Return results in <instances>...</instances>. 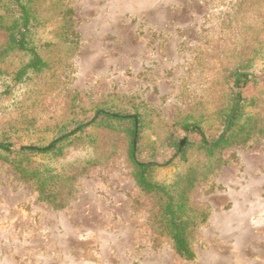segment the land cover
Here are the masks:
<instances>
[{
  "label": "rangeland",
  "instance_id": "obj_1",
  "mask_svg": "<svg viewBox=\"0 0 264 264\" xmlns=\"http://www.w3.org/2000/svg\"><path fill=\"white\" fill-rule=\"evenodd\" d=\"M58 3L72 9L78 47L65 50L55 23L37 29L52 64L10 84L8 94L0 89V141L43 145L77 117L75 105L91 110L135 97L152 114L140 159L156 145L163 164L174 152L164 137L177 120L202 113L211 122L229 103L230 73L243 65L262 85L246 110L264 122V0H37L39 9L49 7L48 19ZM7 39L0 29V47ZM18 65L16 56L1 63L9 72ZM128 147L124 132L90 121L61 153L39 158L34 165L57 170L90 159L61 208L0 159V264H264V138L225 148V163L191 190V204L207 214L194 231V259L157 233L154 203L135 183ZM194 150L155 176L198 167L207 157Z\"/></svg>",
  "mask_w": 264,
  "mask_h": 264
},
{
  "label": "trees",
  "instance_id": "obj_2",
  "mask_svg": "<svg viewBox=\"0 0 264 264\" xmlns=\"http://www.w3.org/2000/svg\"><path fill=\"white\" fill-rule=\"evenodd\" d=\"M0 4L4 9L0 10V29L8 37L5 46L0 47V89L2 93L8 94L12 87L10 84L27 82L33 75L51 67V58L44 54L43 48V43L47 42L35 38L38 28L48 21L57 24L67 52L76 50L79 36L72 27V9H64L60 3L59 9L50 8L52 19L47 16L49 7L39 9L37 0L36 5L35 0H0ZM53 47L51 49L54 51ZM9 56H16L19 62L18 67L11 72L1 66ZM229 78L232 82L229 103L216 113L211 122L202 113L201 116L190 113L177 120L174 129L164 137L165 144L174 152L163 164L157 161L159 148L156 145L149 147L148 159H140L149 146L143 141V133L152 122V114L147 102L137 101L135 97L110 98L91 110L75 105L77 117L63 125L59 129L60 134L52 141L15 149L14 142L1 140L0 159L10 164L20 179L32 184L41 200L61 208L72 192L71 181L85 172L90 159L85 162L79 160L61 170L34 163L43 155L61 153L60 149L69 139L84 132L87 122L91 121V125L105 126L115 132H124L129 141L128 157L133 166L135 183L154 203L152 219L157 233L167 235L175 251L182 257L194 259V231L207 220V214L191 204V190L198 181L225 163L221 157L225 148L235 144L246 145L253 137L264 138V122L246 110L256 104L262 85L245 65L235 68ZM187 134L184 146L181 147ZM193 149L206 153V160L198 167L179 169L167 179L161 180L155 176L156 170L162 166L180 167L189 160L188 154ZM91 160L92 164L96 163L95 158Z\"/></svg>",
  "mask_w": 264,
  "mask_h": 264
},
{
  "label": "water",
  "instance_id": "obj_3",
  "mask_svg": "<svg viewBox=\"0 0 264 264\" xmlns=\"http://www.w3.org/2000/svg\"><path fill=\"white\" fill-rule=\"evenodd\" d=\"M184 141L182 142L181 146L183 145Z\"/></svg>",
  "mask_w": 264,
  "mask_h": 264
}]
</instances>
